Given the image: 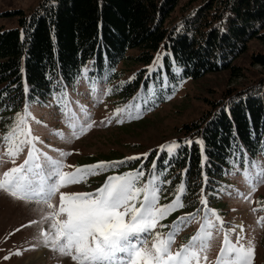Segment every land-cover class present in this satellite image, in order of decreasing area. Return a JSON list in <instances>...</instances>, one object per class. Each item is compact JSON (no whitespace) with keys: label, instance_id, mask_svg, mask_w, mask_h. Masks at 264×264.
<instances>
[{"label":"rangeland","instance_id":"obj_1","mask_svg":"<svg viewBox=\"0 0 264 264\" xmlns=\"http://www.w3.org/2000/svg\"><path fill=\"white\" fill-rule=\"evenodd\" d=\"M189 1L179 2L176 10L171 13L170 22L180 19L181 10ZM40 2L0 0V31L19 28L22 13L29 17ZM168 54L164 45H161L153 60L145 63L140 59L141 50L135 49L128 53L130 59L123 61L117 68L106 65L100 71L90 61L83 67L80 78L73 86L62 85L46 101L25 100L17 110L0 113V156L4 161L0 163V180L4 172L23 164L27 157V148L15 164L4 155L7 145L2 137L15 125L18 114L31 113L26 115L27 126L33 136L39 137V141H35L36 146L54 159L73 166L64 168L66 172L98 162L124 161L115 168L105 169L80 183L61 188L62 192L68 193H93L109 176L121 175L141 166L145 173L141 183L151 179L152 163L161 145L181 143L188 138L184 131L185 125L199 121L211 110L213 104L224 97L264 78V67L253 65L251 61L252 56L264 54L262 40L252 41L248 52L234 62L237 70L233 75L226 71L208 74L199 80H183L180 76L182 71L174 62L169 67L172 71L167 70L165 59ZM150 69L155 70L150 72ZM136 81L138 87L132 86ZM65 104L75 113L73 120L77 125L76 131L79 133V127L85 126L78 138L73 135V128L69 126L64 114ZM118 108L128 109V114L116 115ZM88 123H92L90 129L86 127ZM61 153L70 155L61 156ZM137 156L140 159H127ZM262 165L264 157L255 158L252 162H234L220 180V185L213 183L212 188L210 182L206 181L198 195L191 193L185 186L186 192L182 196L185 206L161 220L154 232L166 236L178 217L196 212L197 209H201L197 216L202 218L204 205L200 201L206 198L208 207L222 218L224 229L236 228L231 233V239L235 242L237 236L242 235L245 246L251 241L255 246L253 264H264V182L258 183L256 179V173ZM246 169L252 174L250 179L244 176ZM155 172L161 188L159 204H168L174 199L176 188L183 178L168 175V171L166 175L165 170L157 166ZM51 202L58 205L59 196ZM49 211L51 209L44 204L25 202L0 190V264H76L69 256L53 250L50 243L49 246L44 244L41 232L49 229V221L44 219ZM160 225L168 227L161 228ZM236 226H242V231L241 227ZM199 228L200 223L196 222L184 228L176 236L172 250L176 251L187 244ZM211 231L213 238L210 246L202 254L207 259H201L200 264H216L220 253L224 233L218 229ZM152 242L150 238L149 247ZM41 252L44 254L40 255Z\"/></svg>","mask_w":264,"mask_h":264},{"label":"trees","instance_id":"obj_2","mask_svg":"<svg viewBox=\"0 0 264 264\" xmlns=\"http://www.w3.org/2000/svg\"><path fill=\"white\" fill-rule=\"evenodd\" d=\"M180 1L41 0L29 17L20 12L19 28L0 31V113L73 86L90 61L99 71L117 68L139 49L148 63L164 45L167 70L174 62L183 80H199L236 74L234 62L250 43L264 41V0H190L170 22ZM251 61L264 67V54ZM184 131L181 147L171 156L159 151L155 161L195 195L206 181L220 185L232 163L264 157V78L213 104Z\"/></svg>","mask_w":264,"mask_h":264},{"label":"snow or ice","instance_id":"obj_3","mask_svg":"<svg viewBox=\"0 0 264 264\" xmlns=\"http://www.w3.org/2000/svg\"><path fill=\"white\" fill-rule=\"evenodd\" d=\"M153 70L155 69L149 71ZM63 110L69 126L73 128V135L78 138L85 126L81 125L78 133L73 120L75 113H72L66 104L63 105ZM121 113L128 114V109L118 108L116 115ZM26 115L31 113L28 112ZM26 115L18 114L15 125L2 137L7 145L4 155L13 164L25 148L28 151L23 164L4 172L3 179L0 180V190L6 191L16 199L44 204L51 209L44 216V219L49 221V229L41 232L46 246L50 243L53 250L69 256L76 264H200L201 259H207V256L202 254L206 253L210 246L213 238L211 230L218 229L224 233V240L216 264H253L255 246L251 241L245 246L242 243L244 239L242 235L237 236L234 242L231 233L235 232L236 228L226 231L222 218L208 207L206 198L200 201L204 205L202 218H198L197 213L201 209H197L196 212L178 217L166 236L154 232L161 220L185 206L182 196L186 192L182 182L177 186L171 202L159 204L161 188L155 172V160L152 163L151 179H146L143 183L141 181L145 173L141 166L121 175L109 176L93 193L62 192L61 188L80 183L88 176L115 168L124 161L98 162L95 165L75 167V171L66 172L64 168L73 166L66 165L63 160L54 159L36 146L35 141H39V137L33 136L30 127L27 126ZM86 127L90 129L92 123H88ZM185 143L191 145L193 141L188 140ZM196 143L203 151V141ZM180 147L179 143L172 142L161 146L160 151L171 156ZM66 155L70 153H61V156ZM3 162V157L0 156V163ZM255 166L253 162V167ZM184 171L186 173L187 169ZM244 176L250 179L252 174L246 169ZM256 179L258 183L264 182V165L260 166ZM164 183L170 184L171 181ZM57 195L59 203L54 205L51 201ZM193 222L200 223L197 233L189 238L187 244L173 251L176 236ZM236 227H241L242 231V226ZM150 238L153 242L149 247Z\"/></svg>","mask_w":264,"mask_h":264},{"label":"bare ground","instance_id":"obj_4","mask_svg":"<svg viewBox=\"0 0 264 264\" xmlns=\"http://www.w3.org/2000/svg\"><path fill=\"white\" fill-rule=\"evenodd\" d=\"M44 254L43 252L40 253V255ZM39 255V254H38Z\"/></svg>","mask_w":264,"mask_h":264}]
</instances>
